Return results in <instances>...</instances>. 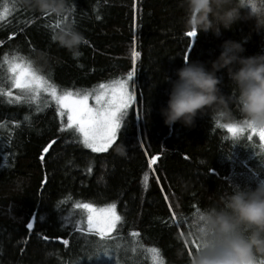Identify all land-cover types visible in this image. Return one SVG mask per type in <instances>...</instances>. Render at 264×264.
Returning a JSON list of instances; mask_svg holds the SVG:
<instances>
[{
  "label": "trees",
  "instance_id": "obj_1",
  "mask_svg": "<svg viewBox=\"0 0 264 264\" xmlns=\"http://www.w3.org/2000/svg\"><path fill=\"white\" fill-rule=\"evenodd\" d=\"M247 11L219 35L198 32L190 38L179 0H68L60 16L0 0V84L7 81L5 57L15 56L31 60L59 90L94 93L99 84L127 79L134 70L128 83L135 97L117 141L106 153H92L78 133L58 130L62 118L50 98L42 95L30 106L0 94V264H189V249L194 254L195 248L192 237L185 238L190 228L183 217L217 203L233 187L255 188L264 180V149L247 129L234 139L210 109L191 126L165 125L160 108L170 81L164 78H176L185 53L188 62L210 67L227 39L241 42L244 56L264 53V29L243 18ZM57 19L88 42L80 44L79 55L53 39ZM217 76L221 92L230 95L235 86L226 70ZM229 107L234 119H242L238 104ZM53 140L41 161L43 146ZM117 145L125 147L123 155L114 151ZM153 155L158 159L150 169ZM78 203L117 205L121 221L110 239L74 228L76 221L86 227L83 210L74 207ZM30 220L32 230L26 228Z\"/></svg>",
  "mask_w": 264,
  "mask_h": 264
},
{
  "label": "clouds",
  "instance_id": "obj_2",
  "mask_svg": "<svg viewBox=\"0 0 264 264\" xmlns=\"http://www.w3.org/2000/svg\"><path fill=\"white\" fill-rule=\"evenodd\" d=\"M19 2L57 16L68 10V0ZM179 3L185 13V28L197 33L211 31L219 35L221 29H230L242 18V9L248 10L243 18L254 19L256 29H264V0H179ZM55 40L75 54L84 37L67 24L55 34ZM244 51L241 42L227 39L210 67L203 62L185 61L176 69L175 79L165 77L170 81V90L166 104L160 108L163 123L191 126L198 113L210 109L222 125L264 129V53L244 56ZM221 69L226 70L235 86L228 96L219 87L221 80L217 72ZM230 103L239 105L242 119H234ZM114 151L123 155L126 149L117 145ZM197 219L203 231L192 235L199 236L203 243L190 256L189 264H258V257H264V180L251 189L233 187L217 203L200 209ZM177 254L182 256L183 251L178 250Z\"/></svg>",
  "mask_w": 264,
  "mask_h": 264
},
{
  "label": "snow or ice",
  "instance_id": "obj_3",
  "mask_svg": "<svg viewBox=\"0 0 264 264\" xmlns=\"http://www.w3.org/2000/svg\"><path fill=\"white\" fill-rule=\"evenodd\" d=\"M14 6L15 0H13ZM4 11L8 12L9 9L6 7ZM42 15L48 16L49 13L42 12ZM0 18H3V13H0ZM63 26L65 25H62V21L57 19L55 27L60 29ZM196 35L195 30L186 32V36L190 38L196 37ZM53 39H55V36H53ZM84 43L87 44L88 42L84 41ZM74 55H79V53ZM137 56H139V53L134 51L133 63H135V57ZM184 59L187 61V53L184 54ZM5 63L7 65V81L0 84V94L14 97L15 102L28 103L30 106L38 101L42 95L50 98L57 106V115L62 118L58 130H72L74 134L78 133L79 142L82 143L84 148L90 149L92 153H106L117 141L122 120L135 100L133 92L130 91V88L134 87H130L128 83L129 80L133 79L134 70L127 72V79L113 80L109 84H99L98 90L93 93L89 91L59 90V86L48 75L41 73L31 60L17 59L13 56L10 60L5 57ZM13 89L17 90L15 95ZM90 98L94 101V104L90 105ZM36 110L40 111L42 109L37 105ZM64 117H66V121L63 120ZM25 119L27 120V117ZM216 124L226 129L234 139L245 132L244 128L236 124L222 125L217 121ZM247 130L251 134H257L259 140L264 142V129L250 127ZM251 134L248 136L249 140L252 139ZM54 143V140L49 141L47 145L43 146L41 161L45 159L44 154L49 153ZM262 149H264V145H262ZM157 159V155L149 158L148 167L150 169ZM88 171H92L91 167L88 168ZM143 179L147 181V173L144 174ZM157 182L159 183L158 178ZM74 207L83 210L85 214L84 223L86 224V227H83L80 221H76L74 228L81 233H88L101 239H110L111 234L118 228V222L121 221L115 203H107L103 207H97L93 203H78ZM169 211L171 212V205H169ZM199 211L200 209L196 208L190 219L183 217V222L189 224L190 231L188 235L192 237L191 244L195 248V252L200 250L203 243L199 236L192 235L193 232L203 231L202 227H198L197 217ZM173 218L175 219V213H173ZM40 219H43V217L41 216ZM26 228L28 230L34 228L31 220L27 222ZM132 235L135 236L137 233L133 232ZM44 239L48 240V237L45 236ZM56 239L61 240L65 246L69 244L68 239H62L61 237H56ZM187 245L188 241L186 240L185 246L187 247ZM95 247L99 249L101 246L97 243ZM151 251L155 253L158 252V249L153 248ZM104 254L109 255V252L105 250ZM188 254L190 256L193 254L192 249H189ZM73 264H78V260L73 261Z\"/></svg>",
  "mask_w": 264,
  "mask_h": 264
},
{
  "label": "rangeland",
  "instance_id": "obj_4",
  "mask_svg": "<svg viewBox=\"0 0 264 264\" xmlns=\"http://www.w3.org/2000/svg\"><path fill=\"white\" fill-rule=\"evenodd\" d=\"M126 79V78H125ZM89 103H90V105L91 104H94V101L90 98V100H89ZM131 106V105H130ZM129 109H130V107H129ZM129 109L127 110V113H128V111H129ZM126 113V114H127ZM258 136V135H257ZM263 145H264V142H263ZM87 150H89V151H91L90 149H87Z\"/></svg>",
  "mask_w": 264,
  "mask_h": 264
}]
</instances>
